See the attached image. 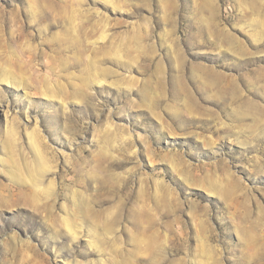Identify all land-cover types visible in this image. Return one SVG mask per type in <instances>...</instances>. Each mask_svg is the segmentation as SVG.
Wrapping results in <instances>:
<instances>
[{"label":"rangeland","instance_id":"1","mask_svg":"<svg viewBox=\"0 0 264 264\" xmlns=\"http://www.w3.org/2000/svg\"><path fill=\"white\" fill-rule=\"evenodd\" d=\"M0 264H264V0H0Z\"/></svg>","mask_w":264,"mask_h":264},{"label":"bare ground","instance_id":"2","mask_svg":"<svg viewBox=\"0 0 264 264\" xmlns=\"http://www.w3.org/2000/svg\"><path fill=\"white\" fill-rule=\"evenodd\" d=\"M4 83L6 85H8V87H13L14 85H16V83L14 81L11 80V77L7 76L3 79ZM43 173H48V171L44 170Z\"/></svg>","mask_w":264,"mask_h":264}]
</instances>
